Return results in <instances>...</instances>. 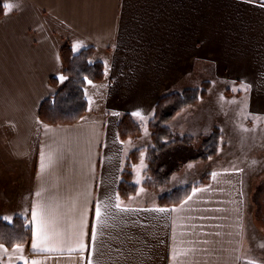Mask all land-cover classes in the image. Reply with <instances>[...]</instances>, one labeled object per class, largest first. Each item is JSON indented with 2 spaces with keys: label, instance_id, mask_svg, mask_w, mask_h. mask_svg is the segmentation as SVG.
I'll return each instance as SVG.
<instances>
[{
  "label": "crops",
  "instance_id": "0c3cea01",
  "mask_svg": "<svg viewBox=\"0 0 264 264\" xmlns=\"http://www.w3.org/2000/svg\"><path fill=\"white\" fill-rule=\"evenodd\" d=\"M0 5V220L21 217L31 228L29 243L0 244V264H264L243 252L246 167H231L224 133L234 88L247 120L264 121V0ZM65 45L75 52L93 47L92 61L103 63L105 75L86 82L88 107L78 122L46 124L39 119L41 104L67 81ZM205 81L211 87L202 99L221 125L213 121L209 131L218 126L224 139L216 157L188 162L185 170L195 165L197 176L208 179L170 207L157 205L168 190L153 194L142 186L122 200L127 157L140 149L146 170L148 162L146 150L136 148L140 136L121 140V119L130 115L148 124L162 96ZM187 174L183 168L172 180ZM137 176L134 170V181ZM41 207L68 237L63 244L33 247V212ZM81 227L84 248L72 236Z\"/></svg>",
  "mask_w": 264,
  "mask_h": 264
},
{
  "label": "trees",
  "instance_id": "16d2710c",
  "mask_svg": "<svg viewBox=\"0 0 264 264\" xmlns=\"http://www.w3.org/2000/svg\"><path fill=\"white\" fill-rule=\"evenodd\" d=\"M3 8L0 5V17ZM93 47H87L79 52L73 51L70 45H65L61 50L63 60L62 73L67 78L66 83L51 97L41 104L39 119L46 124H73L78 122L86 113L88 103L84 94L87 81L98 82L104 78V65L100 61H92ZM54 80V79H53ZM211 83L202 82L197 88L166 94L160 98L155 106L154 115L148 123L151 131V146L146 149L148 167L143 185L149 189H159L167 184L170 178L179 170L183 162L207 161L216 157L222 144L223 132L218 126L206 135L199 137L198 149L185 161L177 162L169 157L163 161L162 156L173 152L177 158L184 155L185 150L195 145V137L191 135L176 134L169 126L174 117L185 108L196 105L208 95ZM142 122L135 117L126 115L119 123L121 140L136 138L141 135ZM142 150H135L126 159L119 185V196L122 200H129L137 195L140 185L134 181V165L141 157ZM172 154V153H171ZM177 188L162 195L158 201L159 206H174L182 203L192 190L205 182ZM31 228L27 221L16 217L13 222L7 223L0 220V244L12 248L17 245L29 243Z\"/></svg>",
  "mask_w": 264,
  "mask_h": 264
},
{
  "label": "rangeland",
  "instance_id": "374dc122",
  "mask_svg": "<svg viewBox=\"0 0 264 264\" xmlns=\"http://www.w3.org/2000/svg\"><path fill=\"white\" fill-rule=\"evenodd\" d=\"M232 91V95L227 96V125L224 133L227 140V159H232L231 167L238 168L237 170L242 168V165L246 167L241 195H246L247 205L245 204V206L246 210L248 208L249 227L246 230L245 241L242 247L243 252L248 256L264 260V121H258L252 117H249L250 119L247 120V115L241 110L242 101L240 96L235 88ZM208 102L209 100L201 99L197 105L185 108L175 121L169 123V126L176 134L191 135L195 137L196 143L194 146L187 148L184 152L185 154L179 156L180 158L173 155V152L164 154L162 156L163 161L167 160L166 158L168 157L175 161V163L177 162V164L179 161H185V158L193 155L194 151L198 149L199 137L209 134L214 129L215 126L209 131V124L214 121L215 125H219L216 124L219 120L210 111L207 105ZM219 126L221 127V125ZM224 133L222 139H224ZM151 143L150 128L147 123H143L136 148L143 147L146 150ZM143 160L135 165V174L138 175L135 182L140 187L146 188L143 185L144 176L146 175L143 170H146V162ZM186 165L187 163L185 162L181 163L178 170L181 171L184 168V171L188 173L184 178L173 181L172 176L162 188H146L145 191L152 192L153 194L162 193L163 190L171 192L177 188L202 182L206 175L203 177L197 176L198 169L196 166L190 165L185 170ZM239 165L240 167H236ZM178 181L182 182V184L178 185ZM175 185H178V187L172 188L170 191V188ZM164 194H160V197Z\"/></svg>",
  "mask_w": 264,
  "mask_h": 264
},
{
  "label": "snow or ice",
  "instance_id": "6c2138e0",
  "mask_svg": "<svg viewBox=\"0 0 264 264\" xmlns=\"http://www.w3.org/2000/svg\"><path fill=\"white\" fill-rule=\"evenodd\" d=\"M63 79V77H61ZM137 115H140V113H137ZM96 215L99 217L100 210L97 208ZM33 218L37 220V237H38V243L34 244L33 247H39L41 244L45 247H48L49 249L51 247H55L57 245L63 244L66 237V234L63 230L57 229L54 226V222L52 219L48 216L47 210L41 207L39 209V212L36 211L33 212ZM5 219H10V217H5ZM75 225H73V229H75ZM72 236L74 239V244L76 247L84 248L85 244L83 241V229L80 228L79 232H76L75 230L72 233ZM95 237L93 236V239ZM2 247V245H0ZM19 247V245H17ZM27 264V261L25 262ZM32 264H38V262L33 261Z\"/></svg>",
  "mask_w": 264,
  "mask_h": 264
}]
</instances>
